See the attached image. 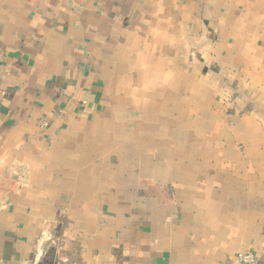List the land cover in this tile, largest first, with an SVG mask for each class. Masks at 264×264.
I'll use <instances>...</instances> for the list:
<instances>
[{"label":"crops","instance_id":"crops-1","mask_svg":"<svg viewBox=\"0 0 264 264\" xmlns=\"http://www.w3.org/2000/svg\"><path fill=\"white\" fill-rule=\"evenodd\" d=\"M242 252L264 264V0H0V264Z\"/></svg>","mask_w":264,"mask_h":264},{"label":"built area","instance_id":"built-area-1","mask_svg":"<svg viewBox=\"0 0 264 264\" xmlns=\"http://www.w3.org/2000/svg\"><path fill=\"white\" fill-rule=\"evenodd\" d=\"M43 126H46V123ZM236 259L240 264H261L251 252L238 253Z\"/></svg>","mask_w":264,"mask_h":264}]
</instances>
